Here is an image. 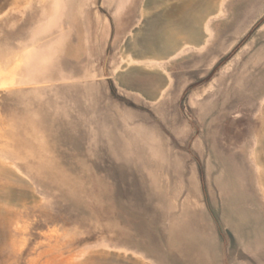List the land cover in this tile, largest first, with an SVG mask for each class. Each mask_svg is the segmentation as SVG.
<instances>
[{
	"label": "rangeland",
	"instance_id": "1",
	"mask_svg": "<svg viewBox=\"0 0 264 264\" xmlns=\"http://www.w3.org/2000/svg\"><path fill=\"white\" fill-rule=\"evenodd\" d=\"M56 2L0 0V264H264V0Z\"/></svg>",
	"mask_w": 264,
	"mask_h": 264
},
{
	"label": "bare ground",
	"instance_id": "2",
	"mask_svg": "<svg viewBox=\"0 0 264 264\" xmlns=\"http://www.w3.org/2000/svg\"><path fill=\"white\" fill-rule=\"evenodd\" d=\"M53 1H54V4L58 3L56 2V0H53ZM222 5L223 4L221 3V5L218 8L214 9V12H210L209 11L210 9L208 6L206 9L199 10L198 13L194 17V24L185 25V26H176L175 29L168 30L166 32L167 34L165 35L164 39L160 43H157V44L151 43L145 46V50H142V54L140 53V55L143 56L145 54H148V55L150 54L157 58L160 57L161 58L160 61H156V60L155 61L157 64L162 65L163 63H166L169 60L176 58L179 55H182L184 52H187L188 49L190 48L200 49V48L205 47L206 44L208 43V38L211 35L210 34L211 33L210 21L213 18L220 16V14L222 15V12H223ZM56 7L58 8V6ZM185 7L186 6L182 4L180 6H176L172 8L167 13L168 18L173 17L175 14H177L180 10H183ZM43 13H44L43 15L45 16L44 18H48L49 15L51 18L54 17L53 16L54 13L51 14V11H49V13H46V9H44ZM205 13L207 15H204ZM203 19H205L203 23V27L201 29H198L196 25L199 24ZM42 32L43 33L46 32L45 26H42ZM182 33L187 35L190 43H184L182 45L179 43L178 35ZM197 43L199 45H195ZM41 61L43 62V57ZM129 65H131V63H129L128 66ZM1 71L3 70H1L0 68V72Z\"/></svg>",
	"mask_w": 264,
	"mask_h": 264
},
{
	"label": "trees",
	"instance_id": "3",
	"mask_svg": "<svg viewBox=\"0 0 264 264\" xmlns=\"http://www.w3.org/2000/svg\"><path fill=\"white\" fill-rule=\"evenodd\" d=\"M231 54H232V53H231ZM231 54L228 55V56L226 57V59H228V58L231 56ZM218 66H219V65H218ZM218 66H216V67L214 68L213 72L218 68Z\"/></svg>",
	"mask_w": 264,
	"mask_h": 264
},
{
	"label": "water",
	"instance_id": "4",
	"mask_svg": "<svg viewBox=\"0 0 264 264\" xmlns=\"http://www.w3.org/2000/svg\"><path fill=\"white\" fill-rule=\"evenodd\" d=\"M193 44V43H192ZM195 45H199L198 43L197 44H195Z\"/></svg>",
	"mask_w": 264,
	"mask_h": 264
}]
</instances>
